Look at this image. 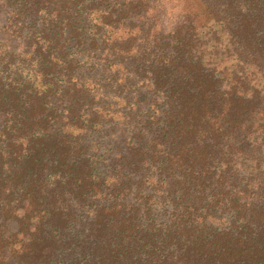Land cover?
Returning a JSON list of instances; mask_svg holds the SVG:
<instances>
[{"label": "trees", "instance_id": "16d2710c", "mask_svg": "<svg viewBox=\"0 0 264 264\" xmlns=\"http://www.w3.org/2000/svg\"><path fill=\"white\" fill-rule=\"evenodd\" d=\"M0 264H264V0H0Z\"/></svg>", "mask_w": 264, "mask_h": 264}]
</instances>
